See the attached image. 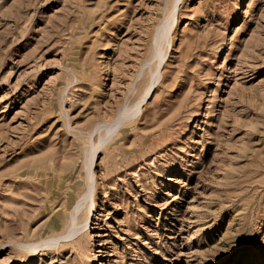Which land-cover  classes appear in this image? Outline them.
Returning a JSON list of instances; mask_svg holds the SVG:
<instances>
[{
	"label": "rangeland",
	"instance_id": "obj_1",
	"mask_svg": "<svg viewBox=\"0 0 264 264\" xmlns=\"http://www.w3.org/2000/svg\"><path fill=\"white\" fill-rule=\"evenodd\" d=\"M0 264H264V0H0Z\"/></svg>",
	"mask_w": 264,
	"mask_h": 264
}]
</instances>
